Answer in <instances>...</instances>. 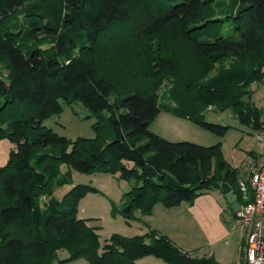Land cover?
<instances>
[{
  "label": "trees",
  "instance_id": "trees-1",
  "mask_svg": "<svg viewBox=\"0 0 264 264\" xmlns=\"http://www.w3.org/2000/svg\"><path fill=\"white\" fill-rule=\"evenodd\" d=\"M124 2L0 0V140L14 147L0 168V264H64L78 259L88 264H136L146 256L166 264H217L212 256L196 257L153 229L131 237L112 234L101 245L100 226L80 218L77 208L79 199L97 190L74 185L69 172H60L61 185L71 186L61 200L51 198L47 209L40 206L38 195L59 174L61 165L133 181L124 194V206L112 210L127 222L136 212L151 215L158 204L171 208L193 203L211 190L218 191L217 181L227 182L241 202L238 172L223 160L221 143L202 146L158 136L149 130L160 109L155 95L122 87L110 75H99L89 59L69 57L78 43L96 46L106 26L136 21L138 17L128 15ZM211 2L163 0L161 11L152 12L145 22L139 18L136 29L148 39L174 24L175 32L200 58L203 71H210L215 62L235 59L229 70L224 69L225 73L233 71L231 76L222 74L198 91L185 82L181 101L171 100V105L163 107L215 136L225 135L229 127L206 123L202 111L197 106L191 110L188 101L231 110L239 121L259 130L257 111L242 101L236 83L244 85L264 77V0H238L229 17L232 36L219 33L212 39L205 35L214 12ZM21 6L31 19L43 16L40 25L29 21L30 32L41 34L31 35L40 44L49 41L51 52L26 46L13 31L1 28L11 11ZM159 45L157 41L151 46L159 51ZM142 52L152 58L147 50ZM153 62L162 76L175 80L181 74L179 62L167 50L157 53ZM128 78L137 79L131 74ZM60 101L78 102L87 109L88 117L96 120L94 138L69 140L43 126L47 118L61 113ZM48 147H54L57 155L44 153L30 162L36 149L46 151ZM61 250L68 252V258H57Z\"/></svg>",
  "mask_w": 264,
  "mask_h": 264
},
{
  "label": "rangeland",
  "instance_id": "rangeland-1",
  "mask_svg": "<svg viewBox=\"0 0 264 264\" xmlns=\"http://www.w3.org/2000/svg\"><path fill=\"white\" fill-rule=\"evenodd\" d=\"M128 15L137 18L136 21L128 23L114 24L106 26L105 30L99 37L96 46H86L84 43H78L73 49L69 57L84 58L92 61L99 75H110L116 79L122 87H137L146 93L153 94L157 97L160 109L155 119L150 123L149 130L158 136L170 141H187L202 146H212L221 143L222 158L226 162L228 168L238 172L239 179L246 178L248 167L255 163L260 152L255 146L252 136L256 129L252 127V123L241 122L231 110L219 111L213 109V106H200L194 101H188V105L193 110L196 106L198 111H202L203 120L206 123L216 124L229 127V130L223 136H218L202 126L197 125L194 121L177 117L170 113L163 106L171 105L172 101H181L182 84L190 82V89L194 91L209 87L215 79L225 74L231 76L233 71H227L231 68V64L235 59L225 63H213L210 71L202 70L200 58L188 46V44L175 32L174 24H169L162 29L155 31L151 38L141 37V31L137 30L139 18L145 22L146 18L152 12L161 11L163 0H142L135 4V0H123ZM214 12L208 18L210 29L207 30L206 36L211 39L219 33L229 34L232 36V22L230 12L236 10L238 0H210ZM25 7H17L11 11L8 19L4 20L2 27L11 30L19 36L26 46L38 47L41 50L52 51L49 41L40 44V42L32 38L31 35L39 36V33H31L29 21L35 20L37 24H41L43 16L29 18L25 13ZM132 22V23H131ZM160 42V50L153 48V42ZM144 50L149 52L152 58H145ZM172 53L179 62L180 75L175 80L172 76H162L154 67V58L157 53ZM188 57V58H187ZM151 59H153L151 61ZM264 72V69H263ZM136 75L137 79L128 78L129 75ZM193 83V84H192ZM194 86V87H193ZM236 86L242 91V101L248 103L258 115V127L264 126V77L248 84H238ZM186 100V97H185ZM187 103V101H185ZM192 102V103H191ZM62 111L59 114L50 116L44 121L43 126L51 129L58 136L65 137L69 140L76 138H94L95 131L92 125L95 118H89L90 113L80 103L71 105L63 104L61 101ZM257 126V125H256ZM13 145L6 139L0 140V168L3 167L8 160V155ZM14 148V147H13ZM57 155L54 147H48L46 151L36 149L31 157L30 162L34 163L39 155L42 154ZM59 167V166H58ZM43 168V164L40 169ZM69 172L74 185H88L97 190L96 193H88L78 201V215L82 219H91L92 224L100 226V244L102 245L112 234L131 237L138 234H146L150 231V225L147 222L150 215H141L136 212L134 218L130 221L124 220L119 212H112L113 208L120 210L124 206V194L127 193L134 185L133 181L119 178L118 174L112 175L103 172L81 173L70 166L61 165L59 174L49 180L47 188L38 195L39 203L42 209H47L48 201L51 198L61 200L62 196L71 188L69 185H61L62 174ZM61 185V186H60ZM214 191L218 192L216 189ZM220 191V190H219ZM211 191H209L210 193ZM221 192V191H220ZM204 195V194H203ZM202 196V195H201ZM185 203V202H184ZM224 203V201L222 202ZM157 206H163L158 204ZM225 206V203H224ZM164 207V206H163ZM153 212V210H152ZM186 219L190 216L187 214ZM233 216L228 214L222 215L219 219L214 218L213 225L217 233H209V230H201L199 226L190 224L188 237L186 238L189 249L184 250L193 253L196 257L212 256L217 264H243V244L240 243L243 235L236 228L231 231L232 235L222 240V244L213 243L217 237H220V229L217 224L227 228H233L235 220ZM151 221V220H150ZM233 221V222H232ZM230 224V226H229ZM234 229V228H233ZM231 240V241H230ZM237 241L238 244L233 241ZM212 241V242H211ZM226 241V242H225ZM226 243V246L223 244ZM232 245V246H231ZM196 246V247H193ZM236 246L238 249L236 250ZM69 254L65 250L57 252V258L63 260L68 258ZM139 264H166L161 260L146 256ZM64 264H88L84 259H78Z\"/></svg>",
  "mask_w": 264,
  "mask_h": 264
},
{
  "label": "crops",
  "instance_id": "crops-1",
  "mask_svg": "<svg viewBox=\"0 0 264 264\" xmlns=\"http://www.w3.org/2000/svg\"><path fill=\"white\" fill-rule=\"evenodd\" d=\"M248 173L249 167L248 171L245 174L246 176H244L246 179L248 178ZM237 180L240 181L244 179H239L237 175ZM217 192L218 195L214 190H211L210 193L208 192L202 196L197 197L193 201V203H181L176 207L165 208L163 206L155 205L150 217L146 218L148 224L150 225V229L156 230L160 234L167 236L172 241H174V243L181 249H189L188 247H186V245L188 244V242H186L188 241L186 238L188 237V232L191 231L190 224L193 225V228L197 225L203 231L209 230V233L212 235V233H217V231L214 229L215 225H213L214 218L219 219V217H222V215L228 216V214H230V218L232 215L235 219V215L231 211L230 205L226 203L227 201L225 197L219 190ZM223 201L225 203V206L224 203H222ZM187 214H189L190 216L189 219L185 218ZM217 227L218 229H220L221 233L220 237H217L216 241H213V243H217V245L222 244V240L227 239L228 236L232 235L231 231H234L236 229L227 228L224 223L223 226L219 225L218 223ZM242 241L243 237L240 240V243H242ZM234 242L238 244V242L235 240L232 243L233 245ZM223 245L226 246V243H224ZM237 249L238 246H236V250ZM142 260L144 259L142 258L137 260L136 264H139L140 262H142Z\"/></svg>",
  "mask_w": 264,
  "mask_h": 264
},
{
  "label": "built area",
  "instance_id": "built-area-1",
  "mask_svg": "<svg viewBox=\"0 0 264 264\" xmlns=\"http://www.w3.org/2000/svg\"><path fill=\"white\" fill-rule=\"evenodd\" d=\"M252 139L260 154L250 166L248 178L238 181L241 202L233 228L243 235V264H264V126Z\"/></svg>",
  "mask_w": 264,
  "mask_h": 264
},
{
  "label": "water",
  "instance_id": "water-1",
  "mask_svg": "<svg viewBox=\"0 0 264 264\" xmlns=\"http://www.w3.org/2000/svg\"><path fill=\"white\" fill-rule=\"evenodd\" d=\"M217 187H219L218 190L221 191L223 196L226 199V203L230 205L231 211L236 214L240 210V204L237 201V197L235 196L233 190H231V186L224 181H217L216 182Z\"/></svg>",
  "mask_w": 264,
  "mask_h": 264
}]
</instances>
